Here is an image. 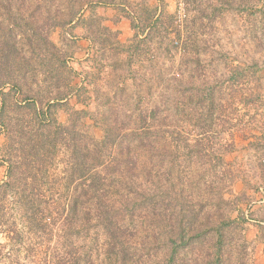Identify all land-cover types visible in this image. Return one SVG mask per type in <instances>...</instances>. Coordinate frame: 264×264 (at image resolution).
Listing matches in <instances>:
<instances>
[{"label":"rangeland","instance_id":"obj_1","mask_svg":"<svg viewBox=\"0 0 264 264\" xmlns=\"http://www.w3.org/2000/svg\"><path fill=\"white\" fill-rule=\"evenodd\" d=\"M110 1L0 0V50L14 49L16 65L25 60L14 74L19 86L46 96L57 70L71 69L63 72L66 104L51 114L64 124L79 111L77 130L91 147L108 134L92 194L108 200L116 225L84 201L88 174L66 185L71 156L60 135L43 161L29 155L33 169L46 168L37 193L64 206L80 193L81 227L77 238L71 234L96 263L119 264L111 250L125 242V264H168L171 228L174 264H264V0ZM42 37L56 49L47 51ZM8 97L26 108L8 111L13 121L0 128V184L10 145L14 175L24 177L22 146L35 133L23 93L10 89ZM13 202L9 196L0 219V245L6 260L33 264L16 255L33 241L11 238L20 229ZM228 218L236 222L222 225ZM106 227L117 234L108 238Z\"/></svg>","mask_w":264,"mask_h":264},{"label":"trees","instance_id":"obj_2","mask_svg":"<svg viewBox=\"0 0 264 264\" xmlns=\"http://www.w3.org/2000/svg\"><path fill=\"white\" fill-rule=\"evenodd\" d=\"M159 1L162 2V0ZM109 3L120 5L115 3L114 0H111ZM74 9L75 6L72 4L69 13L74 14ZM72 17L68 21H71ZM135 21L136 18L133 17V20H131V26L133 29H136ZM104 29L109 31V28L106 26ZM42 42L47 51L50 52L51 50L56 49L53 42L47 39V37H42ZM13 50L14 49L9 48L5 51L0 50V128L8 127L13 121V119L8 116V111L15 112L17 110L26 108L25 105L16 104V102H10V98L8 96H10V89H13L19 90L21 93H23L24 100L29 102L27 105L29 108L32 107L31 112L29 111V114L31 113V117L34 119L33 127H35V133L32 134V132H30L29 136H27L28 138H26L28 141L23 143L22 146L23 152L20 158V164L23 163L25 167L21 172L24 174V177L21 180H18V178L14 175L15 171H18V169L15 168H18L19 163L16 164L14 159L12 160V155L10 153V147L12 145H10V147L8 145L7 180L0 184V219H2L4 215V208H6L7 198L12 196L14 199L13 203H16L15 207L19 212L20 229L15 231L16 234L12 235L11 238L22 241L23 235L29 234L30 239L33 241L31 247L26 246L22 249L19 248L20 246L17 247L15 249L16 255L20 253L18 255V257H20V255L24 253L23 257H32L30 262L33 264H100L95 262L91 251H87L83 246L84 244L81 243L78 246V244L75 243L72 238L73 233H77L74 237H78L79 229L81 227V224L77 225L75 223V218L80 212L78 208L80 207V204H84V202L79 200L81 197L79 196L80 193L71 194V196H68L65 206L61 205L59 199L52 200L51 202L47 201L46 196L43 193H37L39 187L37 186L35 188V185H37L36 179H38V174H45V164L41 163L40 166H37V169H33L29 155L32 157L35 156V161H43L45 157H48V153L50 151L49 149L55 145V140L51 137H53V135H60L62 139L67 141L66 145L70 150L71 156V171L70 174H68L70 177L68 178V183L66 185H70L71 183L75 182L76 178H83V181L85 182L86 175L88 174L87 177L91 179L87 185V192L90 191V195L88 196L86 194V200L84 201H91V207H94L96 210V215L98 218L104 223L106 222L105 225L111 224L112 226H115V218H113L111 214L112 206L110 204H106L108 200L96 192V195L95 193L92 194L94 192L92 189L94 188L95 190V185L98 179V172H96L97 166L100 165L99 163L102 161L100 158V148L98 146H104L107 140H109V136L106 133L102 139L98 140V142L93 140L94 148L89 146L87 141L81 137V134L77 130V119L79 118L77 115L79 111L77 110H74L73 113L67 117L66 123H59L51 113L52 109L58 104H66V100L64 99L67 97L69 90L71 89L69 76H63V72H65L66 69L62 66V70L60 72L57 70L55 73L57 81L53 82L52 90L51 88L48 89V95L40 97L37 90L33 91V89L26 86V84L25 88L19 86V83L21 82H19L18 76L14 77V74H19L18 71L23 73V69L25 68V60L21 58V62L17 63L16 65V60H14L15 54H13ZM67 72L70 75L72 70L69 69L66 71V73ZM61 76H63L65 81L64 85L62 86L61 82L59 81ZM6 84L11 86V88H9L7 91L3 90ZM51 128L53 130H51ZM23 132L26 133V131ZM77 136H79V138H76ZM112 142L115 144V139ZM51 143H53V146ZM41 148L43 149L42 153L39 151ZM56 205H61L64 211L66 208L63 218H60L61 214L57 210L58 207ZM84 209L85 211L83 213L85 215V219L88 218L89 220L90 213L88 210L90 209H87L86 206ZM92 210L93 209H91V211ZM224 221L225 220H222V225L225 226H230L236 222L235 219L229 218L227 221ZM1 225L2 222H0V226ZM116 228L118 229V227ZM218 231L219 229L217 230V233H221ZM105 233L108 238L110 236L114 237V235L117 234L114 231H110L107 227L105 228ZM168 233L170 235L168 264H174L179 246L175 240V231L169 228ZM183 233L184 231L181 230L178 234L179 236H183ZM46 235L49 237L46 238ZM45 239H51L53 241L52 247H46V251L44 250L46 248L42 247L44 246ZM4 247L5 246L0 245V264H22L21 262H18L20 258H17L18 260L7 259V261L5 259V255L3 254ZM182 247H188V243L185 242ZM108 249L111 248L109 247ZM111 252L115 256L114 259L119 261V264H125V260L129 254V249L125 245V242H114L113 250H111Z\"/></svg>","mask_w":264,"mask_h":264}]
</instances>
